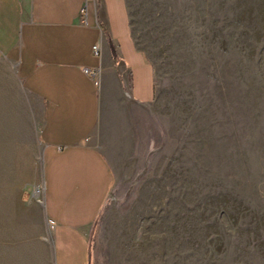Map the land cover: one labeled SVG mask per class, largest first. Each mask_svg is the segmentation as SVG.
Returning <instances> with one entry per match:
<instances>
[{
	"label": "rangeland",
	"instance_id": "obj_1",
	"mask_svg": "<svg viewBox=\"0 0 264 264\" xmlns=\"http://www.w3.org/2000/svg\"><path fill=\"white\" fill-rule=\"evenodd\" d=\"M127 1L156 96L105 148L115 187L90 250L73 238L66 262L264 264V0ZM11 73L0 64V208L26 213V250L49 264L42 148L17 108L3 113V86L21 98ZM62 254L53 243L54 264Z\"/></svg>",
	"mask_w": 264,
	"mask_h": 264
},
{
	"label": "crops",
	"instance_id": "obj_2",
	"mask_svg": "<svg viewBox=\"0 0 264 264\" xmlns=\"http://www.w3.org/2000/svg\"><path fill=\"white\" fill-rule=\"evenodd\" d=\"M0 64L11 69L21 94L15 100L1 88L3 113L17 108L23 136L42 148L49 264L53 243L68 264L63 244L79 238L90 250L95 220L116 184L106 149L131 130L132 105L154 102L153 64L134 36L127 0H0ZM3 207L0 264H43L37 249L26 250V213ZM37 233L42 241L41 226Z\"/></svg>",
	"mask_w": 264,
	"mask_h": 264
},
{
	"label": "built area",
	"instance_id": "obj_3",
	"mask_svg": "<svg viewBox=\"0 0 264 264\" xmlns=\"http://www.w3.org/2000/svg\"><path fill=\"white\" fill-rule=\"evenodd\" d=\"M99 52V45L97 44L95 47H94V53H98ZM86 73H89V71L87 70ZM49 225L52 227V224L50 221H48Z\"/></svg>",
	"mask_w": 264,
	"mask_h": 264
},
{
	"label": "water",
	"instance_id": "obj_4",
	"mask_svg": "<svg viewBox=\"0 0 264 264\" xmlns=\"http://www.w3.org/2000/svg\"><path fill=\"white\" fill-rule=\"evenodd\" d=\"M110 48H111V51H112V53H113V55H114V48H112V45L110 44ZM90 258V257H89Z\"/></svg>",
	"mask_w": 264,
	"mask_h": 264
},
{
	"label": "bare ground",
	"instance_id": "obj_5",
	"mask_svg": "<svg viewBox=\"0 0 264 264\" xmlns=\"http://www.w3.org/2000/svg\"><path fill=\"white\" fill-rule=\"evenodd\" d=\"M37 193H39V191Z\"/></svg>",
	"mask_w": 264,
	"mask_h": 264
}]
</instances>
